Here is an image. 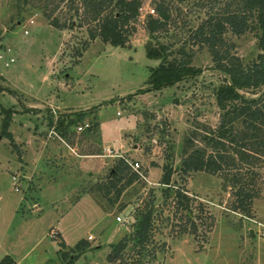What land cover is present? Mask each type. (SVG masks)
<instances>
[{
    "label": "rangeland",
    "instance_id": "1",
    "mask_svg": "<svg viewBox=\"0 0 264 264\" xmlns=\"http://www.w3.org/2000/svg\"><path fill=\"white\" fill-rule=\"evenodd\" d=\"M158 1L141 0L128 43L115 47L99 38L90 40L86 25L63 30L50 26L43 13L54 6L52 0H0V106L15 110L8 128L13 140L0 136V260L9 256L21 264H107L110 245L126 240L121 264H136L139 247L128 240L141 216L151 210L146 248L154 251H144L143 264H264V148L246 147L253 159L245 163L234 145L223 141L227 149L222 153L229 159L220 171H180L185 153H215L204 137L217 136L222 111L215 91L226 77L214 68L207 48L187 45L194 51L191 65L199 70L196 74L138 93L147 86L150 68L160 63L146 56L145 44L152 40L169 44V50L178 48L213 2L165 0L173 8L172 21L166 31L151 36L145 22L147 15L156 16L150 10ZM229 1L220 0V5ZM69 3L61 2L54 14L78 21ZM259 33L228 31L224 47L247 65L260 52ZM171 57L179 55L175 51ZM263 90L264 86L240 93L252 98ZM2 116L0 112V129ZM57 118L64 120L57 133L65 144L55 136L48 138ZM86 122H99V128L76 131ZM233 130H242L240 122ZM25 142H31L26 149ZM107 147L140 166L141 175L119 197L114 188L108 197L95 188L96 183L108 182L119 159L102 157ZM45 165L64 174L45 180ZM164 165L173 170L172 189H183L189 197V218L175 204L173 192L164 194L166 185L159 182ZM234 175L241 179L236 185ZM243 192L255 195L247 211L234 208L244 200ZM84 193L101 208L103 218L99 220L95 207L83 201L68 217L67 239L78 243L88 238L100 247L79 252L77 243L66 246L55 232L58 251L49 227H63L57 222L60 215ZM57 201L64 206L57 207Z\"/></svg>",
    "mask_w": 264,
    "mask_h": 264
},
{
    "label": "trees",
    "instance_id": "2",
    "mask_svg": "<svg viewBox=\"0 0 264 264\" xmlns=\"http://www.w3.org/2000/svg\"><path fill=\"white\" fill-rule=\"evenodd\" d=\"M63 1L58 0L55 4L56 1L52 0L51 3L54 6L44 11L43 15L50 26L63 30L86 25L90 40L99 38L102 42L115 47L126 46L129 36L134 31L132 22L136 20L142 8L141 0H69L68 9L73 11V14L78 17V21L71 18L62 20L54 14V11ZM210 4L205 12V17L194 29L190 30L188 38L182 41L178 48L169 50V44L152 40L145 44L146 56L160 59V63L158 66L150 68L146 81L147 86L145 89L139 90L138 93L160 90L174 85L186 76L196 74L199 70L191 65L194 51L187 49V45L190 43L197 47L205 46L210 53L214 68L226 77L225 82L219 85L215 91L216 104L222 111L217 127V136L215 138L204 137L207 145H210L215 153L207 155V157H205L204 151L199 149L185 153L180 165V171L183 174L197 171L216 173L222 169L223 164L228 165L229 158L222 153L227 149L223 141L234 145L233 148L238 159L245 163H249L253 159V155L246 152V147L264 148V90L260 95L252 98L243 97L240 93L241 90L264 86V0H230L224 5H220V0H213ZM152 9L156 16L147 15L145 22V29L151 36L166 31L172 21L173 12V8L165 0L155 2V7ZM254 29L260 31L257 37V47L260 52L252 62L244 65L239 56L229 52L228 46L224 47L223 36L228 31L235 35H241ZM175 51L179 58L171 57ZM0 112L3 115L0 136L12 141L13 136L8 128L15 110L0 106ZM238 122L242 127L240 132L233 130L234 125ZM97 125L96 123L91 126L96 128ZM64 126V120L57 119L56 130L59 131ZM91 126L87 129H93ZM162 171L159 182L166 185L165 196L173 192L174 198L177 199L175 202L177 207L185 209L184 216L186 218L191 217V211L187 206L189 197L183 189L178 187L172 189V168L164 165ZM137 178V173L132 171L123 159L119 158L110 170L108 182L106 184L96 183L95 188L105 197H108L111 189L114 188L115 196L119 197L123 190ZM240 180L237 175H234L232 177L233 185H236ZM241 191L238 188L235 192L238 199ZM243 193L244 200H238V204L234 208L247 211L255 195L248 192ZM152 225V211L148 210L136 224L131 238L127 239L134 241L139 247L136 250V255H138L135 259L136 264H143L144 251H149V253L154 251L153 248L151 250L146 248V245L150 243ZM126 245V240H120L118 243L110 245V250L106 255L107 262L121 264L123 261L122 252ZM88 247L90 248V242L86 239L80 240L75 245V249L79 252ZM0 264H16V262L9 256H4L0 260Z\"/></svg>",
    "mask_w": 264,
    "mask_h": 264
},
{
    "label": "crops",
    "instance_id": "3",
    "mask_svg": "<svg viewBox=\"0 0 264 264\" xmlns=\"http://www.w3.org/2000/svg\"><path fill=\"white\" fill-rule=\"evenodd\" d=\"M98 128H99V122H98ZM31 137H35L34 135L33 136H31ZM61 137V136H60ZM48 138L49 139H54V137L52 138V137H49L48 136ZM59 139V138H58ZM61 140H62V142L65 144V142L63 141V139H62V137H61ZM31 143V142H30ZM30 143H28V142H25V144H24V147H25V149H26V145L27 144H30ZM31 145V144H30ZM110 148V147H109ZM34 149H37V148H34ZM41 151V150H40ZM117 152V151H116ZM43 153V152H42ZM20 164H22V163H20ZM27 164V163H26ZM21 166H23V165H21ZM46 166V165H45ZM101 166V165H100ZM25 167V166H24ZM81 167H82V165H81V162H80V166H79V170L81 171ZM26 168V167H25ZM46 168L48 169V172L46 173L45 171V173L44 174H46L45 175V180H48V181H50V180H56V179H58V177L59 176H61L62 174H64V173H60V171H57L56 169H53V168H51V167H49V166H46ZM53 169V173H54V176L53 177H49V171L50 170H52ZM90 169V168H89ZM88 170V169H87ZM91 173V171L89 170L88 171V174H90ZM80 176H81V174H79ZM82 178V177H81ZM43 179V178H42ZM82 181H83V178H82ZM81 183V182H80ZM69 196H67L66 198H63L61 201L63 202L64 201V203H65V200L68 198ZM91 196H90V194H88V193H84V194H81L80 196H79V198L76 200V201H74V202H72L69 206H66V208L64 209L65 210V212L64 213H62L63 215H60V218H61V221L60 220H58L57 222L59 223V224H61L63 227H61V228H58V227H53V226H50L49 227V233L51 234V236H50V238H51V242L52 243H56L57 244V250L59 251V239L60 240H62V242H63V244L64 245H66V246H73L74 244H76L77 243V241H75V239H74V241H70V240H68L67 239V230H68V228H69V226H68V223H67V221H69L68 220V217H71L74 213H76V212H74L75 210H76V207H78L79 205H80V203H82L83 201H87V204L89 205V206H93V207H95V210H97V216H99L98 218H99V220H102V215H103V211L101 210V208H99L98 207V205H96L94 202H93V200L90 198ZM60 201V200H59ZM59 201H57L56 203H58ZM55 203V204H56ZM60 203V202H59ZM58 203V205H57V207H62V206H64V203H63V205H60ZM66 205H67V203H66ZM36 206H37V203H36ZM35 212H37L38 210H37V207L35 208ZM39 213V212H38ZM36 218H37V216H36ZM35 218V219H36ZM66 222V227L63 225L64 223ZM77 224H79V223H77ZM58 233L59 235H60V238H58L57 236H54L53 234L54 233ZM77 239V238H76ZM81 239H86V240H88V238H81ZM90 239V238H89ZM78 241H79V239H78ZM89 242H90V248L91 247H95V248H99L100 246L99 245H97V244H92V242H91V240H88ZM89 248V247H88ZM83 254V253H82ZM26 255L28 256V253H26ZM26 255H25V257H26ZM81 256V255H80ZM79 258V257H78ZM74 260V259H73ZM15 262H16V264H21V263H19V262H17L16 260H14ZM107 261V260H106ZM107 264H110V263H108L107 262Z\"/></svg>",
    "mask_w": 264,
    "mask_h": 264
},
{
    "label": "built area",
    "instance_id": "4",
    "mask_svg": "<svg viewBox=\"0 0 264 264\" xmlns=\"http://www.w3.org/2000/svg\"><path fill=\"white\" fill-rule=\"evenodd\" d=\"M150 13H154V10L153 9H151L150 10ZM58 119V118H57ZM57 119L56 120H54V125L49 129V131H48V136L49 137H53V136H55V137H57V138H59L60 140H61V137H60V135L57 133V130H56V122H57ZM91 125L89 124V122H86V123H84V124H80V125H78L77 127H76V131H82V130H86L87 128H89ZM104 151H105V154H102L101 156L103 157V156H109V157H119V158H121V159H123L129 166H130V168H131V170L132 171H134V172H136L137 174H140L141 175V173L139 172V168H140V166H139V163H138V161H132V160H130V159H128V158H126L125 156H123V155H121V154H118L117 152H114V150H112V148H109V147H107V148H105L104 149ZM13 179H15V177L13 176ZM116 220L117 221H120L121 220V217L120 216H117L116 217Z\"/></svg>",
    "mask_w": 264,
    "mask_h": 264
}]
</instances>
